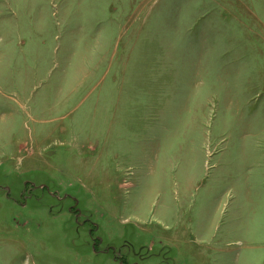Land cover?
Listing matches in <instances>:
<instances>
[{
	"label": "rangeland",
	"instance_id": "374dc122",
	"mask_svg": "<svg viewBox=\"0 0 264 264\" xmlns=\"http://www.w3.org/2000/svg\"><path fill=\"white\" fill-rule=\"evenodd\" d=\"M0 264H264V0H0Z\"/></svg>",
	"mask_w": 264,
	"mask_h": 264
}]
</instances>
